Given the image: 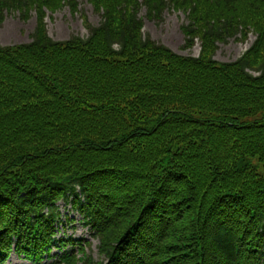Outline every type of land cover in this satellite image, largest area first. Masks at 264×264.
I'll use <instances>...</instances> for the list:
<instances>
[{
    "label": "trees",
    "instance_id": "1",
    "mask_svg": "<svg viewBox=\"0 0 264 264\" xmlns=\"http://www.w3.org/2000/svg\"><path fill=\"white\" fill-rule=\"evenodd\" d=\"M89 2L102 15H83L90 36L56 41L47 11L78 13L77 0H0V22L38 14L31 43L0 46V264L55 247L52 264L263 263L264 0ZM143 8L182 11L199 56L145 38ZM252 29L245 55L214 58ZM60 201L101 260L86 238L57 237Z\"/></svg>",
    "mask_w": 264,
    "mask_h": 264
},
{
    "label": "rangeland",
    "instance_id": "2",
    "mask_svg": "<svg viewBox=\"0 0 264 264\" xmlns=\"http://www.w3.org/2000/svg\"><path fill=\"white\" fill-rule=\"evenodd\" d=\"M80 4L79 12L72 13L70 6L59 9L52 13L47 11L46 17L47 34L56 41H68L72 37H81L87 39L90 31L84 23L83 15L88 19V23L97 26L102 20L101 13H98L89 0H77ZM146 8H143L140 16L144 20L143 36L150 38L160 45H164L174 52L181 55L199 56L201 52V42L197 40L193 48H186V37L182 26L188 24L186 15L182 11H174L167 9L163 14V18L150 19L147 15ZM5 12V21L0 22V46H12L22 43H30L34 40L36 32L38 14L32 11L30 18L26 19L20 12ZM252 31V32H251ZM247 39H244L242 33H238L228 37L225 42L217 43V50L214 58L223 63H231L237 61L253 46L258 35L252 29ZM258 73L254 72L257 76ZM62 218L70 215V218H76L72 222H65V236H73L77 238L85 237L89 240L91 247L88 253L99 261L102 256L99 254L100 241L91 234L90 227H87L82 220V216L77 211H73L70 204L63 201L59 203ZM59 233L58 235H61ZM60 237V236H58ZM62 253L58 248L52 252L53 259H49L45 263L51 264ZM5 264H35L28 260L25 256L12 253L11 257Z\"/></svg>",
    "mask_w": 264,
    "mask_h": 264
}]
</instances>
